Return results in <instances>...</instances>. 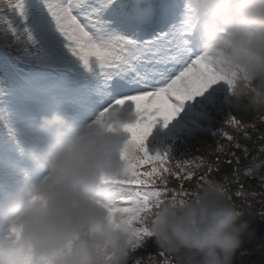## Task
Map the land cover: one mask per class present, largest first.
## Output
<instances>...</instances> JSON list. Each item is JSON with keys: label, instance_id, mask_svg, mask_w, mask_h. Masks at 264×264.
Masks as SVG:
<instances>
[{"label": "clouds", "instance_id": "1", "mask_svg": "<svg viewBox=\"0 0 264 264\" xmlns=\"http://www.w3.org/2000/svg\"><path fill=\"white\" fill-rule=\"evenodd\" d=\"M177 2L197 54L232 82L231 107L264 113V0ZM18 147L44 174L0 192V264H128L136 217L163 252L160 264H233L243 237L254 234L226 188L208 178L188 195L134 205L133 215L118 181L132 175L137 145L59 106L42 112Z\"/></svg>", "mask_w": 264, "mask_h": 264}, {"label": "snow or ice", "instance_id": "2", "mask_svg": "<svg viewBox=\"0 0 264 264\" xmlns=\"http://www.w3.org/2000/svg\"><path fill=\"white\" fill-rule=\"evenodd\" d=\"M180 25L178 2L154 11L151 5L129 0H0V97L35 93L46 109L59 106L72 119L127 134L138 156L130 178L118 183L128 193L121 205L133 215L134 205L150 208L153 197L166 193V188L156 187L166 184V173L179 177L189 164L177 163L179 171H173L166 166L171 160L167 147L149 150L157 123L167 127L179 117L172 131H180L184 122L195 124L231 103L232 82L197 54L192 33ZM13 45L22 49L23 56L15 59L23 61L27 71L13 62ZM52 70L63 77L61 83L75 87L80 105L61 99L60 83L43 82ZM125 106L131 107L130 119H113ZM0 121L12 135L5 115ZM228 122L240 123L234 117ZM145 165H151L150 171H140ZM134 222L140 226L134 237L138 247L150 233L141 217ZM159 255L164 257L163 252Z\"/></svg>", "mask_w": 264, "mask_h": 264}, {"label": "trees", "instance_id": "3", "mask_svg": "<svg viewBox=\"0 0 264 264\" xmlns=\"http://www.w3.org/2000/svg\"><path fill=\"white\" fill-rule=\"evenodd\" d=\"M3 43L0 35V46ZM10 53L14 63L26 67L23 61L15 59L23 56L19 46L13 45ZM208 116L211 123L204 130L196 129L199 131L194 138L173 133L170 129H154L153 138L148 142L150 151L167 147L171 160L166 166L171 165L173 171H179L177 163L189 162L179 177L166 173V184L157 183L156 187L166 188V195H188L205 178L223 185L244 212L249 231L254 230L253 235L243 237L233 264H264V113L237 111L230 104L227 109H213ZM233 117L239 125L228 122ZM229 136L232 139H228ZM150 169L151 165H145L140 171ZM189 171L192 173L190 178ZM159 253L155 238L145 237L132 251L128 264L137 260L151 264L153 258L160 264L164 257Z\"/></svg>", "mask_w": 264, "mask_h": 264}, {"label": "rangeland", "instance_id": "4", "mask_svg": "<svg viewBox=\"0 0 264 264\" xmlns=\"http://www.w3.org/2000/svg\"><path fill=\"white\" fill-rule=\"evenodd\" d=\"M131 2H138L141 7H147L151 5L153 10L157 11L160 5L177 2V0H131ZM156 31L159 32L161 29L158 28ZM145 38L147 39L150 37L146 36ZM17 67L23 69L24 71L27 70V67H21L19 65H17ZM62 81L63 77L55 70L48 72L43 78V82L46 84L60 83V95L61 99L65 103H70L74 106L80 105L81 102L77 99L75 87L70 84L61 83ZM127 94L132 95L135 93L130 92ZM221 98L223 99V93ZM228 99L231 101V96H229ZM187 103L188 102H186V104ZM230 104V102H225L220 108L227 109ZM87 107L90 110L95 111L93 106L88 105ZM45 110L46 108L43 100L35 93L28 96L17 95L12 97H0V115H5L14 129L13 134L10 135L9 130L4 126L3 121H0V192L5 190L16 180H23L25 182L31 183L44 174V170L36 169L31 161L20 151L18 143H28L39 115ZM130 112L131 107L125 106V108L122 109L120 113H118V115L121 117V121L129 120ZM210 112H208V114ZM208 114L204 119L198 121L195 124L191 121L184 122L182 130L175 132H178L179 134H182L186 137H196L198 135L197 131H199L196 129L201 128V130H204L205 127L211 123ZM182 115L183 113H181V116ZM179 119L180 118L178 117L177 121H179ZM177 121H173L172 124L168 125L167 127H162V121H160L157 123L155 128L162 130L163 128L167 130L170 129L172 131L173 126L177 123ZM172 132L175 133L174 131ZM124 135L126 136L127 134ZM28 174H33V178L27 180L29 178Z\"/></svg>", "mask_w": 264, "mask_h": 264}, {"label": "bare ground", "instance_id": "5", "mask_svg": "<svg viewBox=\"0 0 264 264\" xmlns=\"http://www.w3.org/2000/svg\"><path fill=\"white\" fill-rule=\"evenodd\" d=\"M33 174H34V173H33ZM33 174H28V175H29L28 177H30V179H31Z\"/></svg>", "mask_w": 264, "mask_h": 264}]
</instances>
